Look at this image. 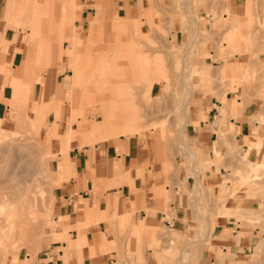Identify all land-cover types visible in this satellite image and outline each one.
<instances>
[{"label":"rangeland","instance_id":"1","mask_svg":"<svg viewBox=\"0 0 264 264\" xmlns=\"http://www.w3.org/2000/svg\"><path fill=\"white\" fill-rule=\"evenodd\" d=\"M6 1L9 5V0ZM54 1L52 16L48 17L47 12L34 14L25 9L20 10L16 0H13L10 3L14 7L6 5L8 10L4 26L5 31L13 34L11 38L0 34V49L20 35L19 43L24 44L27 49L25 54L28 55L24 65L17 64L14 69L8 65V69H0L5 78L0 86V231L3 234L4 229L7 233L6 237L0 232V264H54L55 258L51 257L48 250L64 240L58 233L60 222L57 219L60 214L51 182L52 165L58 158V154L53 152L51 141L52 136L59 134L56 122L67 120L70 126L79 124L78 117L82 111L88 122L97 123L104 120L110 109L113 121L111 127L90 137V143L120 135L137 137L140 141L153 137L158 142L162 137V147L158 148L157 153L159 160L165 155V141L169 146L178 147L173 152L174 156L181 153L183 141L188 147V175L200 180L188 193L186 205L192 212L191 217L188 219L184 216L179 220L181 224L190 222L193 230L188 234L166 227L152 232L128 230L126 222L116 218L113 232L120 238L125 236L123 242H128L126 246L117 247L125 254V258L121 254L116 255L118 263L129 261V264H146L147 250L151 248L158 264H198V259L213 249L209 242L213 236L212 226L215 217L222 216L229 222L228 234L223 237H230L232 230H238L237 239L252 237L250 250L246 251L238 264H264V160L251 161L241 147L229 146L226 155L236 159V164L226 167L227 171L216 187L208 186L201 182V179L206 178L205 170L208 167H193L190 157H193L195 150L192 148L191 136L188 137L186 132L196 108L194 94L197 81L217 78V75H212L209 70L207 73L206 68L201 67L207 55L204 53L205 44L211 40L218 45L216 59L225 61L234 53L246 62L258 58L259 52L264 50V0H247L241 13L245 20L239 29L226 34L224 32L217 40L212 32L226 30L229 26L228 20L223 17L225 14L230 15V0H148L150 9L128 15L126 20L114 9V0H97L96 14L87 19V24L77 16L73 25L64 28V37L59 36L57 27L51 25L60 22L59 0ZM74 1L79 7L84 0ZM98 9H102L99 14L101 19L96 24L95 32L89 36L88 31L98 15ZM153 17L156 24L152 21ZM164 17L179 19L180 27L188 30V37L180 38L178 33L173 34L176 22L165 23L162 20ZM199 22H209V28H200ZM122 23L126 25L119 26ZM76 32L78 40L75 45L81 54L80 66L84 75L74 85L73 91L69 92L66 84L73 69L70 64L72 56L68 53V57L67 52L72 47V37ZM58 45L62 51L60 57ZM48 48L50 54H47ZM18 51L24 54V49ZM259 62L263 63V60L259 59ZM239 67H244V63L239 64ZM247 76V70H244L242 80H236L243 82ZM220 78L224 79L223 76ZM26 83L29 84L28 89ZM23 95H26L27 102ZM42 95L49 98L51 108L36 133L29 123L35 118ZM223 102L225 104L219 107L220 115L227 114V109L236 111L242 105L235 101L230 104ZM56 104L62 108V117L57 116ZM50 123H53L54 128ZM166 169L174 170L176 165L168 164ZM5 199L7 202L17 199V203H13L19 212L18 202L22 199L27 219L20 220L13 215V220H10L7 215L11 208L8 209L7 204L3 205ZM224 207L230 208L228 212L223 210ZM162 210L168 212L170 209L166 206ZM100 219L110 221L101 216L92 222ZM4 225L6 228L11 226L5 229ZM12 236L18 244L13 243ZM161 237L167 238V246L162 245L164 242ZM132 239L136 243L134 247L130 244ZM4 240L7 242L4 243ZM143 243L148 244L144 246ZM4 246L6 249H2ZM108 248L107 245L100 246L99 252ZM80 252L77 250L76 253Z\"/></svg>","mask_w":264,"mask_h":264},{"label":"crops","instance_id":"2","mask_svg":"<svg viewBox=\"0 0 264 264\" xmlns=\"http://www.w3.org/2000/svg\"><path fill=\"white\" fill-rule=\"evenodd\" d=\"M29 1L16 0L17 4L21 3L24 6ZM97 2V0H84L78 7L74 0H59L60 22L51 25L57 27L56 32L59 36L64 37V28L66 25H73L77 16L84 19L82 22L87 24V19L96 14ZM42 3L45 9L41 12H47L48 17H51L55 1L42 0ZM246 3L247 0H230V15L225 14L223 17L228 20L229 26L226 30L213 31L215 40L224 32L226 34L239 29L240 24L245 20L242 19L241 13ZM11 4L9 2L8 7ZM6 5V0H0V34H6V37L11 38L13 33L10 34L4 29L6 9L8 10ZM150 8L148 0H114V9L123 16L121 18L124 20L129 18L126 17L128 15L140 14ZM101 12L102 9H98V15L88 31L89 36L95 32L96 24L101 19L99 16ZM153 20L156 24L155 17L152 18ZM162 20L165 23L176 22L173 26V34L178 33L180 38L188 37V30L180 27L179 19L176 17L170 19L164 17ZM58 24L61 31L58 29ZM125 25L119 24V26ZM199 27L207 29L209 22H199ZM19 38L20 35H17L15 40L9 41L3 49H0V69L6 70L8 65L14 69L17 64L22 66L27 63L28 55L25 54L27 49L24 44L19 43ZM77 40L76 32L72 37V47L67 52V55L69 53L72 56L69 60L73 69V74L66 84L69 92L73 91L74 85L84 75L80 66L81 54L75 45ZM58 47L60 57L62 51L59 45ZM217 48L218 45L214 41L208 40L205 44L204 53L207 55L204 56L205 63L201 67L211 71L212 75H217V78H203L197 81L194 94L196 108L191 114L190 128L186 131L187 136H191L192 148L195 150L193 157H190L193 167L196 165L208 167L205 170L206 178L201 179V182L212 187L220 183L227 166L236 164V159L226 155L229 146L241 147L242 152L247 153L251 161L264 160V65H262L264 50L259 52L258 58L246 62L237 53L229 55L225 61L222 58L216 59ZM20 49H24V54L18 51ZM47 54H50L49 48ZM259 59L263 60V63H260ZM103 63L106 61L103 60ZM241 63H244V67H239ZM244 70H247L248 78L239 82L236 79H241ZM103 77L105 78L106 74ZM4 79V74L0 72V86ZM223 101L228 104L235 101L242 105L236 111L227 109V114L220 115L219 107L223 106ZM38 103L36 111L38 112L43 106L44 122L51 103L46 95H42ZM110 110L104 120L97 123L88 122L82 111L78 117L79 124L73 123L70 126L67 120L56 122L59 134L56 137L52 136L51 141L53 152L58 154V158L52 165L51 182L56 197V208L60 214L57 219L60 222L58 233L64 240L48 250L51 257L55 258L54 264H64V262L119 264L116 255L121 254L125 258V254L117 247L126 246L128 242L126 243V240L123 242L125 236L120 238L113 232L116 228L113 223L116 224L117 217L126 222L128 230L152 232L166 227L181 231L183 234L193 230L189 221L185 224L179 221L184 216L188 219L191 217L192 212L186 205L188 193L193 190L196 182H200L188 175L190 164L186 144L182 141L181 153L174 156L173 152L177 151L178 147L172 144L169 146L165 141V155L158 160L157 153L158 148L162 147V137L158 142L153 137L140 141L137 137L127 138L120 135L102 142L90 143L88 140L90 137L111 127L113 121ZM61 111L60 105L56 104L58 117H62ZM68 117L69 114L66 112V118ZM50 125L53 126V123ZM168 164H175L176 169H166ZM166 206L171 211H163ZM101 216L110 221L100 219L92 222ZM227 225L229 222H226L224 217H215L212 226L213 236L209 239L213 249L198 259V264H238L240 258L250 250L251 236L237 239L238 230H232L230 237H223L228 234ZM161 239L164 242L162 245L167 246V238L161 237ZM130 244L134 247L135 240L132 239ZM146 244L148 243H143L144 246ZM106 245L109 248L99 252L100 246ZM77 250L81 252L76 253ZM147 251L146 264H158L152 249L149 248ZM128 262L123 261L120 264H129Z\"/></svg>","mask_w":264,"mask_h":264},{"label":"bare ground","instance_id":"3","mask_svg":"<svg viewBox=\"0 0 264 264\" xmlns=\"http://www.w3.org/2000/svg\"><path fill=\"white\" fill-rule=\"evenodd\" d=\"M13 1V0H12ZM9 2H11L10 0H9ZM15 2V1H14ZM13 2V4H15V7H16V3H14ZM7 5H8V3H7ZM13 5L11 4V7H12ZM10 7V6H9ZM14 7V6H13ZM17 8L18 9H25V10H28V12L29 13H40L41 11H43L44 9H45V7H44V4L42 3V2H40L39 0H30L29 1V3H27V5H19L18 6V4H17ZM27 12V11H26ZM10 16V15H9ZM17 19V18H16ZM15 22H16V20H14ZM263 24V23H262ZM13 26V25H12ZM27 29V28H26ZM198 29V28H197ZM2 35V34H1ZM143 56V55H142ZM136 57H138V56H136ZM149 59V58H148ZM144 60V59H143ZM147 60V59H146ZM144 63V62H143ZM144 68V67H143ZM12 69V68H11ZM143 70V69H142ZM145 70V69H144ZM201 71H203V70H201ZM200 71V72H201ZM145 73H146V71H145ZM203 73V72H202ZM207 73H209L208 72V70H207ZM8 74V73H7ZM148 74V73H147ZM11 80V79H10ZM22 80V79H21ZM12 82V81H11ZM21 82H25V81H21ZM11 84V83H10ZM25 84V83H24ZM27 84V87H26V89H28V83H26ZM11 86V85H10ZM22 86V85H21ZM3 90V89H2ZM23 90H25V88L23 89ZM24 92V91H23ZM26 92H27V90H26ZM191 93V92H190ZM22 95V94H21ZM191 95V94H190ZM15 97V96H14ZM19 97V96H18ZM190 97V96H189ZM23 98H24V100H25V102H27L26 100H27V97H26V95H23ZM21 101V100H20ZM21 102H23V101H21ZM25 106H26V104L25 103H23ZM22 104V105H23ZM225 104V103H224ZM21 105V104H20ZM23 105V106H24ZM222 107V106H221ZM229 107V106H228ZM228 107H226V108H228ZM222 109V108H221ZM23 110V109H22ZM224 110V109H223ZM222 110V111H223ZM37 112V111H36ZM223 113V112H222ZM225 113H226V111H225ZM19 114V113H18ZM22 115V114H21ZM224 115V114H223ZM23 117V116H22ZM22 117H20V118H22ZM43 118H44V112H43V106L42 107H40L39 108V110H38V112L36 113V116H35V118H32V121L29 123L30 124V126H31V129H33V131L34 132H36V133H38L39 132V130H40V128H41V126H42V124H43ZM17 119V118H16ZM23 119V118H22ZM18 120H20V119H18ZM24 121L26 120V119H23ZM21 123H22V121H20ZM27 121H25V123H26ZM19 123V122H18ZM21 125V124H20ZM20 127V126H19ZM3 133L5 132L4 130L2 131ZM1 134V133H0ZM6 134V133H5ZM3 135V134H2ZM7 135V134H6ZM1 136V135H0ZM16 138V137H15ZM16 140V139H15ZM8 141V140H7ZM10 143V142H9ZM225 144H226V142H225ZM221 145V144H220ZM227 146V145H226ZM44 165V164H43ZM194 169V168H193ZM19 186V185H18ZM21 186H22V184H21ZM22 189V188H21ZM9 193H11V192H9ZM8 193V194H9ZM13 194V193H12ZM11 194V195H12ZM10 195V194H9ZM1 198H3V197H1ZM8 198V197H7ZM9 198H10V196H9ZM18 198L20 199V197L18 196ZM15 199V198H14ZM6 200V201H5ZM4 201L5 202H3V205L4 206H6V204L9 206L8 207V209L9 208H11V211L13 212V214H10V213H12L10 210H9V214H10V216H9V214L7 215L8 217H10V220H13V218L12 217H14V216H17V218L18 219H20V220H25V219H27V212H25V210H24V208H23V204L21 203V200L18 202V204H20V212H19V209H18V207L16 206V204L15 203H17V202H15V201H17V199L16 200H14V201H12L11 199H9L8 200V202H7V199H5ZM10 201H12L11 203H13V202H15V203H13V204H11V203H9ZM15 204V205H14ZM1 205V204H0ZM12 205V207H10ZM7 209V208H6ZM230 208L229 207H224L223 208V210L224 211H227L228 212V210H229ZM6 211V210H5ZM5 211H4V214H5ZM8 211V210H7ZM8 213V212H7ZM6 213V214H7ZM225 213V212H224ZM14 215V216H13ZM12 216V217H11ZM3 217V216H2ZM2 217H1V219H2ZM6 216H4V218H5ZM3 218V219H4ZM8 219V218H7ZM6 219V220H7ZM17 219V221L19 222L20 220H18ZM16 220V219H15ZM1 221V220H0ZM7 221H9V220H7ZM5 222V221H4ZM10 223H14L13 221L11 222V221H9ZM9 222H7V224L9 223ZM3 223V222H2ZM6 223V222H5ZM9 223V224H10ZM17 223V222H16ZM15 223V224H16ZM1 224V223H0ZM6 224V225H7ZM15 224H11V225H14V226H17V225H15ZM18 224V223H17ZM3 225V224H2ZM6 225H4L3 227H5ZM11 225H8L9 227L11 226ZM8 226H7V228H8ZM6 227H5V229H7ZM0 230H1V228H0ZM9 230H11L10 228H9ZM5 230L3 229V234H5V236L7 237V233H5L4 232ZM1 232V231H0ZM11 231H9V233H10ZM8 233V234H9ZM1 234H2V232H1ZM2 234V235H3ZM10 235V234H9ZM8 235V236H9ZM13 235V234H12ZM4 236V237H5ZM14 236V235H13ZM13 236L11 237L12 239H13V243H15L14 242V238H13ZM10 237V236H9ZM0 238H1V236H0ZM6 240V239H5ZM4 240V241H5ZM10 241H11V239H9ZM7 241H5L4 243H6ZM12 243V244H13ZM17 244H18V242H16ZM8 244H9V242H8ZM10 244H11V242H10ZM11 244V245H12ZM190 244V243H189ZM5 245V244H4ZM7 245V244H6ZM5 248H2V249H6V246H4ZM13 248V247H12ZM1 249V250H2ZM10 249V248H9ZM3 251H5L6 252V250H3ZM2 253V252H1ZM5 258V257H4ZM3 258V259H4ZM1 260V259H0ZM5 262V261H4ZM1 263V262H0ZM3 263V262H2ZM6 263V262H5Z\"/></svg>","mask_w":264,"mask_h":264}]
</instances>
